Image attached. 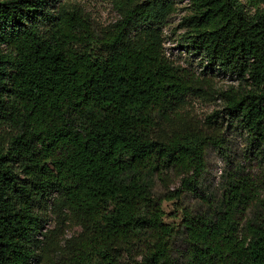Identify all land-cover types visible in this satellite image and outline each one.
Here are the masks:
<instances>
[{"label": "trees", "instance_id": "16d2710c", "mask_svg": "<svg viewBox=\"0 0 264 264\" xmlns=\"http://www.w3.org/2000/svg\"><path fill=\"white\" fill-rule=\"evenodd\" d=\"M185 1V51L208 66L166 54L179 0H111L97 32L73 0H0V264H264V0ZM191 99L222 109L201 119ZM223 116L257 169L210 199ZM183 190L208 208L164 222Z\"/></svg>", "mask_w": 264, "mask_h": 264}, {"label": "rangeland", "instance_id": "374dc122", "mask_svg": "<svg viewBox=\"0 0 264 264\" xmlns=\"http://www.w3.org/2000/svg\"><path fill=\"white\" fill-rule=\"evenodd\" d=\"M53 1V0H52ZM72 2V1H71ZM57 3V2H56ZM56 3L48 2L51 7ZM82 14L85 15L92 30L97 32L102 27H105L118 18L116 10L113 8L111 0H73ZM187 2L185 0H179L177 12L169 19L168 24L164 27L163 33L165 36V51L172 61L183 66H189V63L194 68L200 67V65L208 66L207 62H201L198 56L186 53L183 43V30H179L177 27L179 18L186 13ZM212 67H210L211 69ZM215 83L218 87H226L232 84L233 81L227 74L224 75L220 72L214 71ZM190 105L195 116L204 119L207 115H210L215 110L220 111L222 105L220 101L211 102L198 99H191ZM223 115V114H221ZM218 125L222 132L221 139L223 146L216 148L215 146H208L204 154V170L201 174V180L203 185L206 186L207 196L209 198H218L223 191L224 181L223 176L228 173L234 167L240 165L244 171L251 173L256 172V162L252 159H248V145L245 140V135L240 129L234 125L233 122H229L225 116L218 118ZM179 187V182L175 181L171 185V190H175ZM154 193L158 197H162L163 191L158 184L154 187ZM162 209L165 213L164 222L179 225L186 211L191 214L201 213L208 208V205L203 203L193 193L183 190L179 199L176 200H162ZM54 227V218L47 224V228ZM77 227L64 226L63 231L66 237L78 232ZM177 244V240H175Z\"/></svg>", "mask_w": 264, "mask_h": 264}]
</instances>
